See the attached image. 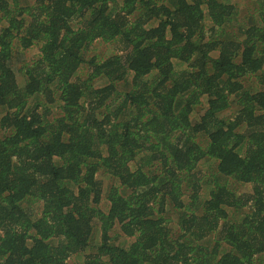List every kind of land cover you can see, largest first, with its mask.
Returning a JSON list of instances; mask_svg holds the SVG:
<instances>
[{
	"label": "trees",
	"instance_id": "16d2710c",
	"mask_svg": "<svg viewBox=\"0 0 264 264\" xmlns=\"http://www.w3.org/2000/svg\"><path fill=\"white\" fill-rule=\"evenodd\" d=\"M232 1L0 0V264H264V0Z\"/></svg>",
	"mask_w": 264,
	"mask_h": 264
},
{
	"label": "rangeland",
	"instance_id": "374dc122",
	"mask_svg": "<svg viewBox=\"0 0 264 264\" xmlns=\"http://www.w3.org/2000/svg\"><path fill=\"white\" fill-rule=\"evenodd\" d=\"M232 4L236 5L238 8H242V10L245 9V2L244 0H233L232 1ZM114 45L112 42H108L107 45L105 44H102V45H97L95 44L89 51L88 55L89 56H96L95 58L97 59H106L108 57H110L111 55H113V52H114ZM36 52L33 51V50H26V52H21V51H17V56L19 58L22 57V59H27V58H30V57H36ZM19 67V65L17 66V68ZM83 73H81L82 75ZM20 78V77H19ZM21 79V78H20ZM104 177H102L103 179ZM107 181L108 179H103V185L104 187L109 186V184H107ZM248 189H243L242 192H247Z\"/></svg>",
	"mask_w": 264,
	"mask_h": 264
}]
</instances>
